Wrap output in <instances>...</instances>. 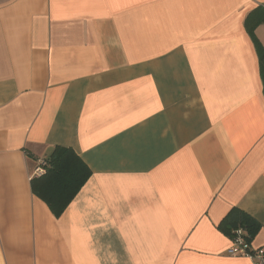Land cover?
Wrapping results in <instances>:
<instances>
[{
    "label": "crops",
    "instance_id": "1",
    "mask_svg": "<svg viewBox=\"0 0 264 264\" xmlns=\"http://www.w3.org/2000/svg\"><path fill=\"white\" fill-rule=\"evenodd\" d=\"M258 7L0 0V264H254L219 225L264 249ZM57 146L92 172L60 217L32 188Z\"/></svg>",
    "mask_w": 264,
    "mask_h": 264
},
{
    "label": "trees",
    "instance_id": "2",
    "mask_svg": "<svg viewBox=\"0 0 264 264\" xmlns=\"http://www.w3.org/2000/svg\"><path fill=\"white\" fill-rule=\"evenodd\" d=\"M264 23V8L258 7L251 12L245 26L258 47L260 58V76L264 91V48L255 36V29ZM47 172L41 178L32 180L34 194L42 199L56 217H60L68 208L81 188L90 179L92 172L84 161L71 148L57 146L45 159ZM219 229L231 240L236 231L242 230L248 244L260 229V224L239 208H233L219 225Z\"/></svg>",
    "mask_w": 264,
    "mask_h": 264
},
{
    "label": "built area",
    "instance_id": "3",
    "mask_svg": "<svg viewBox=\"0 0 264 264\" xmlns=\"http://www.w3.org/2000/svg\"><path fill=\"white\" fill-rule=\"evenodd\" d=\"M45 159L39 162L33 174L34 178H41L46 174L47 163ZM228 254L235 257L247 258L254 264H264V249L253 248L248 244L244 232L241 229L236 231V237L232 240V246L230 247Z\"/></svg>",
    "mask_w": 264,
    "mask_h": 264
}]
</instances>
